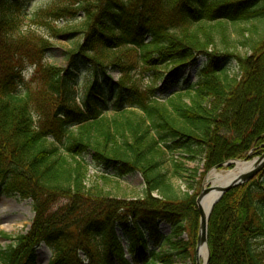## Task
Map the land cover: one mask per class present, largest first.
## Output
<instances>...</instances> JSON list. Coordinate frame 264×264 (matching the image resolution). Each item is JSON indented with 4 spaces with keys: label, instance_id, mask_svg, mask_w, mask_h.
Masks as SVG:
<instances>
[{
    "label": "trees",
    "instance_id": "1",
    "mask_svg": "<svg viewBox=\"0 0 264 264\" xmlns=\"http://www.w3.org/2000/svg\"><path fill=\"white\" fill-rule=\"evenodd\" d=\"M33 26L73 37L65 67L46 62L52 42ZM201 59L199 79L162 98ZM170 151L205 173L264 153V0H55L31 13L0 0V188L35 214L0 264H36L42 244L49 264H196L198 194L173 179L199 167ZM135 173L139 192L122 182ZM208 243L209 264H264V168L214 206Z\"/></svg>",
    "mask_w": 264,
    "mask_h": 264
},
{
    "label": "rangeland",
    "instance_id": "2",
    "mask_svg": "<svg viewBox=\"0 0 264 264\" xmlns=\"http://www.w3.org/2000/svg\"><path fill=\"white\" fill-rule=\"evenodd\" d=\"M55 0H19V3L21 4L23 11H26L27 13H31L35 10H37L40 7L47 6L50 3H52ZM25 22L28 23L26 19H24ZM79 20L74 19H67L62 20L58 22L59 26H63L66 28L71 27L75 23H78ZM37 29V31L41 34H43L45 37L50 38V42L52 44L48 47L47 50H45V55L43 58L46 60V62L65 67L68 63L67 59V50L72 47L73 37L68 34L67 32L59 33L57 36H52L54 32H52L50 29L40 26H33V28ZM205 59H201L198 66H192L180 73V76L178 78V83L175 85H172L168 91L162 95V98L168 99L172 94H175L176 92H181L187 89V87L191 84L196 82L199 79V71L204 64ZM27 64L26 66H28ZM232 68L231 73L235 71ZM33 68H28L25 71V79L27 83V87L34 90L37 87V82L35 81V78L32 76ZM113 76L115 78H118V74L114 73ZM78 81L80 82V91L81 93L83 90L84 82L87 79V75L85 73V70H80L77 76ZM149 78H145L144 81L147 83ZM155 81L157 85H160L162 82V79H156L154 76H151V80ZM170 156L174 157L177 160H182L187 167L189 168H196L199 167L198 176L196 177V180H193L192 177L194 174H185V176L179 178L175 177L173 179L176 187L182 191H190L189 193L193 194H200L201 190L204 187H210V184L207 183V178L209 174L212 172V169L208 170L205 173L204 168V161L202 159H198L196 161H190L184 159V156L181 154L180 151H170ZM88 161H91V157L87 156ZM229 165H224L220 169L218 168L217 171L219 172H227L229 170ZM102 171H105V167L101 168ZM95 171L94 164L92 165L91 172L93 173ZM109 171H113L109 169ZM201 173L204 174L202 179L200 180ZM189 175V176H188ZM198 180L200 182L198 183ZM123 185L126 187H129L131 191L139 192L144 189V181L140 174L135 173L132 175H128L122 178ZM192 187H191V186ZM196 197V205H197V199ZM34 218V211L32 209V200L30 199H22L17 195H12L6 193L4 190L0 188V246L6 248L9 244L12 243V240L14 237L26 233L29 228L31 227L32 221ZM132 223H128V229H130ZM161 231L165 234H169L170 226L166 222H161L160 224ZM128 229H123L120 226H117V233L120 236V240L122 242V245L124 247V252L128 258L131 260L134 257L133 252L131 251V232L128 231ZM145 234L147 237H149V232L145 231ZM184 237H187L185 234ZM164 249H168L167 244H164ZM210 249V247H209ZM52 253L51 250L48 248L47 245L42 244L37 249V260L36 264H49L51 259ZM202 264L204 263V258L201 259ZM175 264H193L192 261H176Z\"/></svg>",
    "mask_w": 264,
    "mask_h": 264
},
{
    "label": "water",
    "instance_id": "3",
    "mask_svg": "<svg viewBox=\"0 0 264 264\" xmlns=\"http://www.w3.org/2000/svg\"><path fill=\"white\" fill-rule=\"evenodd\" d=\"M236 162L248 163V166H246L245 169L238 176L231 178V180L228 183H226V185L224 186H213L212 185L210 187H204L197 199V205H198V210L200 214V226H199V234H198V244H197V249H196V264H201L199 250H200V247L203 245L208 246V257L206 261L204 262V264H209V260H210V249L208 245V223H209V218H210L212 210L210 211L209 214H206L203 208L200 206L201 201H203L210 192L217 190L221 193V195L214 202L213 204V207H214L215 204L222 198V196L226 192L256 177L258 173L264 168V153L261 156L256 157L252 160L245 159V160H235L232 162L222 163L216 166L215 169L221 167L222 165H229L233 163L235 164V168H236L237 167ZM234 169L229 170L227 173H230Z\"/></svg>",
    "mask_w": 264,
    "mask_h": 264
},
{
    "label": "bare ground",
    "instance_id": "4",
    "mask_svg": "<svg viewBox=\"0 0 264 264\" xmlns=\"http://www.w3.org/2000/svg\"><path fill=\"white\" fill-rule=\"evenodd\" d=\"M237 167L231 171L230 173L226 172H219L217 170H212L207 178V183L213 186H224L228 183L231 178L238 176L248 163L244 162H236ZM221 193L217 190L210 192L207 197L203 201H201L200 206L203 208L206 214H209L212 210L214 202L220 197ZM200 258H204V261L207 259L208 256V246L203 245L200 247L199 250Z\"/></svg>",
    "mask_w": 264,
    "mask_h": 264
}]
</instances>
